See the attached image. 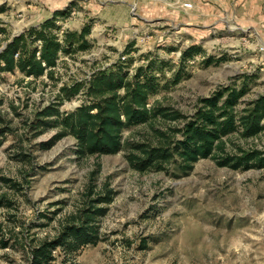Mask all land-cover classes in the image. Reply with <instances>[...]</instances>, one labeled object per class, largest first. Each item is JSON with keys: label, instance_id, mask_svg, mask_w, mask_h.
<instances>
[{"label": "rangeland", "instance_id": "1", "mask_svg": "<svg viewBox=\"0 0 264 264\" xmlns=\"http://www.w3.org/2000/svg\"><path fill=\"white\" fill-rule=\"evenodd\" d=\"M208 1L183 10L165 0H131L128 21L113 24L95 12L110 0H0L5 7L0 51L58 9L66 10L55 18L67 26L66 33L89 25L79 46L60 53L53 78L0 71V176L22 186L14 191L0 182V194L9 201L0 206V264H28L30 247L56 235L65 216L81 205L88 185L103 183L115 195L98 223L101 240L81 248L73 264H264V169L233 170L211 158L185 168L175 158L163 170L139 172L127 162L125 143L148 140L145 123L123 128L124 144L116 153L86 158L76 157L71 135L41 149L40 142L56 129L33 136L29 125L59 86L111 68L122 54L130 72L151 64L156 89L148 107L158 102L190 114L199 98L233 81L245 82L243 101L264 92V16L256 18L264 15V6L255 13L250 0ZM100 10L107 18V9ZM127 45L129 53L123 52ZM191 47L194 53L183 59ZM84 100L83 93L76 94L59 109L74 110ZM262 142L264 132L247 144ZM96 163L99 172L90 175ZM53 254L49 264H69L60 248Z\"/></svg>", "mask_w": 264, "mask_h": 264}, {"label": "trees", "instance_id": "2", "mask_svg": "<svg viewBox=\"0 0 264 264\" xmlns=\"http://www.w3.org/2000/svg\"><path fill=\"white\" fill-rule=\"evenodd\" d=\"M4 11L5 7L0 6V13ZM64 11L55 10L51 17L12 37L0 51V71L18 69L33 79L43 75L53 78L60 53H69L71 46H79L89 30L86 24L79 32H67L64 44H60L53 34L54 20L65 15ZM36 40L41 41L38 55ZM128 48L129 45L123 52L129 53ZM193 49L185 50L182 58L191 56ZM155 79L150 62L130 72L126 57L123 60L119 57L111 68H100L87 80L59 86L54 100L34 112L29 123L34 131L32 135L55 128L50 139L40 142L41 149H48L62 137L71 135L76 140V157L86 158L116 153L124 144L123 128L145 123L150 128V138L125 143L127 162L139 172L163 170L175 158L185 168H191L200 158H211L217 166L233 170L264 169V142L261 146L247 144L264 132V92L243 101L245 82L238 85L233 81L199 98L192 112L184 114L158 102L146 105L156 89ZM79 93L84 94L83 103L68 112L59 109L64 100ZM0 136L1 144L3 132ZM99 167L96 163L90 175L98 173ZM0 182L14 191L22 189L9 177L1 175ZM86 189L81 205L65 216L56 235L42 238L30 247L28 264H49L57 248L64 253L63 263L73 264V256L81 248L101 240L98 223L115 190L106 183L88 185ZM4 205H9V201L0 194V206ZM1 245L5 247L7 242L3 240Z\"/></svg>", "mask_w": 264, "mask_h": 264}, {"label": "crops", "instance_id": "3", "mask_svg": "<svg viewBox=\"0 0 264 264\" xmlns=\"http://www.w3.org/2000/svg\"><path fill=\"white\" fill-rule=\"evenodd\" d=\"M110 1L112 3H107L105 5H102V8H98L97 10H95V12L101 16V19L105 20L106 22L108 21L110 23H113V24H121L125 20L128 21L127 13H129L128 6L131 0H110ZM103 2L105 1H102V4H104ZM263 6H264V0H250V8H252V11H255V13L256 12L259 13L261 10H263ZM55 8L57 7L53 6L52 10H54ZM104 8L107 9V12H108L107 18L104 16V14H102V10H100ZM260 14L256 15L257 16L256 18H261L264 16L263 14L261 15ZM49 15H50L49 13L44 15V17H42V20L45 18H49L50 17ZM42 20L36 22L35 24H38Z\"/></svg>", "mask_w": 264, "mask_h": 264}, {"label": "built area", "instance_id": "4", "mask_svg": "<svg viewBox=\"0 0 264 264\" xmlns=\"http://www.w3.org/2000/svg\"><path fill=\"white\" fill-rule=\"evenodd\" d=\"M165 1H167L168 5L174 6L172 8H181L183 10H191L194 8L195 6L194 2H196L197 0H165ZM208 2H209L208 0H205V1L202 0V2L200 3H202L203 5H207ZM135 9H136V6L131 5V11H134ZM54 21L56 23V27L53 30V34L60 44H64V37H65L67 26L63 23L62 20L55 19ZM34 46H36L37 48L36 54L38 55L39 49L41 47V41L36 40ZM124 58H125V55L120 57V59L122 60Z\"/></svg>", "mask_w": 264, "mask_h": 264}]
</instances>
